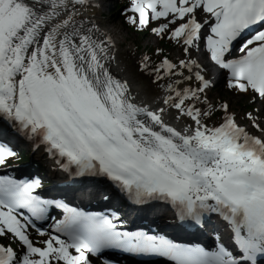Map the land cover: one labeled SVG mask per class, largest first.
Segmentation results:
<instances>
[{
  "label": "snow or ice",
  "instance_id": "obj_1",
  "mask_svg": "<svg viewBox=\"0 0 264 264\" xmlns=\"http://www.w3.org/2000/svg\"><path fill=\"white\" fill-rule=\"evenodd\" d=\"M86 4L0 0V120L44 145L64 171L105 177L134 203L163 201L181 221L195 224L217 214L229 226L231 247L217 240L209 250L123 231L116 215L42 199L39 178L0 175V237L20 246L0 245V264H92L90 257L108 251L171 264H258L264 258V128L249 114L262 135L250 134L227 103L219 106V124L209 126L217 109L205 73L215 66L227 74L230 90L264 100V0H131V24L143 30L165 21L153 34L176 41L189 57L153 66L145 56L139 64L165 93L164 106L156 108L111 72L114 42L100 39L94 20L81 18ZM236 44L239 56L232 55ZM201 45L203 66L191 58ZM193 80L196 87H179ZM166 116L191 123L178 129ZM16 157L0 142V166ZM50 208L63 217L46 232L37 222L49 219ZM30 229L47 236L42 246Z\"/></svg>",
  "mask_w": 264,
  "mask_h": 264
},
{
  "label": "rangeland",
  "instance_id": "obj_2",
  "mask_svg": "<svg viewBox=\"0 0 264 264\" xmlns=\"http://www.w3.org/2000/svg\"><path fill=\"white\" fill-rule=\"evenodd\" d=\"M130 3L131 0H128V4L126 5L128 9L130 7ZM105 15L107 18H113V20L109 24L104 23L103 27L106 25L107 29L116 31L119 36L124 38L119 49L120 65L127 70L133 84L140 88V92L142 93L146 103L148 101L151 102L147 104H156L157 100L162 102L161 98L165 94L163 88L157 87L153 84L151 82L152 78L142 72L138 67L145 56L149 58L153 56L155 59H158L156 57H160L161 52L159 49H162V45L159 42L160 39L157 35L152 36L149 34L148 36L146 35V38H144L143 35L135 33L127 28V26H125L120 19L119 11L117 7H115V1H113L111 9L105 10ZM163 23H165V21L161 20L151 22L150 24L154 27H159ZM182 52L183 47L176 43L175 49L170 52V62L178 65L180 60H185L184 58H180L182 57ZM233 54H235V56L241 55L239 49L234 51ZM156 62L158 63L159 61ZM213 75H216V73ZM222 77V81H220V83L212 90L209 98L212 105L217 110L212 112L206 122L209 126L218 125L223 115V113L218 110L219 106L223 103H227L230 106V113L235 115V119L241 127H244L252 135L261 136L262 133L252 127L253 121L249 120L248 116L251 114L255 119V122L258 123L261 128H264V100H260L258 97L254 99L250 93L245 95L233 92L227 86L226 75H222ZM210 80L213 81L214 79L212 78ZM167 83H171V81H167ZM196 85L197 82L193 80L191 83L185 82L179 85V87H196ZM163 106L164 105L162 104V107ZM200 107L205 108L206 106L201 104ZM172 111L174 113V110ZM167 117L171 119L173 124H176L181 128L186 127L188 123H191V121L186 117H182L180 120H175L170 116ZM49 176H51V174L47 173L46 179ZM12 243L13 241L10 238L7 246H11L15 250H19L17 242H15V244Z\"/></svg>",
  "mask_w": 264,
  "mask_h": 264
},
{
  "label": "bare ground",
  "instance_id": "obj_3",
  "mask_svg": "<svg viewBox=\"0 0 264 264\" xmlns=\"http://www.w3.org/2000/svg\"><path fill=\"white\" fill-rule=\"evenodd\" d=\"M92 5V6H90ZM112 2L109 0H89V4H86L84 7L80 8V12L82 14L81 18H87L94 20L96 24L99 26L100 32L97 33V35L100 37V39H105L106 37H111L112 41L114 42V48L112 49V54L114 55L115 59L112 60L110 64V70L111 72L119 79L126 80L130 83L132 92L134 95L138 96V99L140 102L145 103L150 108H156V105L153 104H147L145 99L142 96V93L140 92V88L138 86H135L132 82V79L129 77L128 72L123 66L120 65L119 62V49L120 45L123 42L124 38L119 36L116 31L107 29L106 25L103 27L104 23H110L112 22L113 18H107L105 15V10L111 9ZM103 33L104 35H101ZM185 60L189 59L188 56L182 52V57ZM191 58L197 60L198 63H200L202 66L207 63V56L205 53H203V45H201L200 51H192ZM215 66L212 67L211 71H206L205 75L207 79H211L213 75ZM212 93V90L207 91V96L210 98ZM235 116V115H234ZM165 119L170 123L169 117H165ZM172 122V121H171ZM172 124V123H170ZM173 126L179 127L176 124H172ZM12 138L14 140H18L20 142H26L28 139H26L22 134L17 132L15 127H13L11 124H9L6 121L0 120V138ZM29 142V141H28ZM32 145V144H31ZM33 149V145H32ZM34 154L35 159H47V167L52 171H57L60 168V165L56 163L55 158H53L46 150L45 148H39L38 150H32ZM50 171V173H52ZM63 191L67 193H73V190L69 187L62 185ZM89 192V191H88ZM110 193L112 191L102 192L100 189L97 188H91V191L89 192L90 197L93 199L92 203L99 205V206H107L109 200H110ZM84 197H87V193L83 192ZM108 196V198H107ZM159 209H163L160 212L159 211H150L149 213L144 214V220L143 222H151L153 224L158 223L162 220V217H166L169 215V212L165 210L164 207H160ZM125 219V218H124ZM121 220V218H120ZM147 224V223H143Z\"/></svg>",
  "mask_w": 264,
  "mask_h": 264
},
{
  "label": "trees",
  "instance_id": "obj_4",
  "mask_svg": "<svg viewBox=\"0 0 264 264\" xmlns=\"http://www.w3.org/2000/svg\"><path fill=\"white\" fill-rule=\"evenodd\" d=\"M122 7V6H121ZM123 21H124V23L125 24H127V25H131V26H134V27H137V26H135V25H133V24H131L130 22H129V17H127V18H124L123 17ZM148 33H149V30L148 29H146V30H144V31H142V32H140L139 34L140 35H143L144 36V38H146V35L148 36ZM160 43H161V45H162V47H163V52H162V56H167L168 57V54L170 53V51L173 49V47H174V42H173V40H169V39H165V38H163V39H161V41H160ZM157 58V57H156ZM149 60H150V62H149V64L150 65H158L159 63H157L156 61H159V58L158 59H155L153 56H151L150 58H149ZM156 60V61H155ZM7 239L6 238H0V241L1 242H4V241H6Z\"/></svg>",
  "mask_w": 264,
  "mask_h": 264
}]
</instances>
